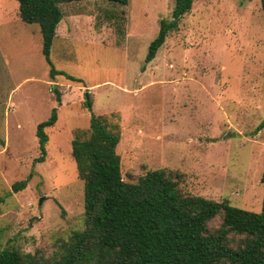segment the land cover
<instances>
[{
    "label": "rangeland",
    "instance_id": "1",
    "mask_svg": "<svg viewBox=\"0 0 264 264\" xmlns=\"http://www.w3.org/2000/svg\"><path fill=\"white\" fill-rule=\"evenodd\" d=\"M174 3H63L62 36L49 61L40 25L21 20L17 0H0V249L50 252L84 228L85 185L72 141L90 129L88 94L95 113L122 125L125 180L167 167L191 193L264 209L261 0H195L143 70ZM55 108L46 160L37 161L38 125Z\"/></svg>",
    "mask_w": 264,
    "mask_h": 264
},
{
    "label": "trees",
    "instance_id": "2",
    "mask_svg": "<svg viewBox=\"0 0 264 264\" xmlns=\"http://www.w3.org/2000/svg\"><path fill=\"white\" fill-rule=\"evenodd\" d=\"M17 1L21 20L40 25L43 53L51 61L53 44L62 36L65 22L62 4L81 0ZM194 1L175 0L172 19L161 20L143 70L156 58L169 34L180 27ZM261 4L264 10V0ZM52 73L65 74L54 67ZM57 96L61 100L60 92ZM86 106L92 112L90 129L77 133L72 141L78 175L85 185L84 228L57 241L50 252L41 248L28 252L14 246L0 249V264H264V209L257 212L235 206L228 199L191 193L181 186L182 174L167 167L125 180L119 151L122 125L104 113H95L90 94ZM57 120L55 108L38 125L42 153L37 161L46 160V129ZM25 185L26 181L14 183L12 191ZM5 198L1 196L0 203ZM215 220L217 225L212 224Z\"/></svg>",
    "mask_w": 264,
    "mask_h": 264
}]
</instances>
